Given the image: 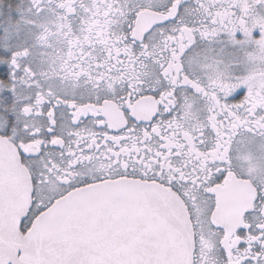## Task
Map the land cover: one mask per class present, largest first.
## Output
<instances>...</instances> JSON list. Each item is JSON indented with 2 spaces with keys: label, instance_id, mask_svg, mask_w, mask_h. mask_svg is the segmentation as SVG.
Returning a JSON list of instances; mask_svg holds the SVG:
<instances>
[{
  "label": "snow or ice",
  "instance_id": "6c2138e0",
  "mask_svg": "<svg viewBox=\"0 0 264 264\" xmlns=\"http://www.w3.org/2000/svg\"><path fill=\"white\" fill-rule=\"evenodd\" d=\"M0 264H264V0H0Z\"/></svg>",
  "mask_w": 264,
  "mask_h": 264
},
{
  "label": "flooded vegetation",
  "instance_id": "af4514ba",
  "mask_svg": "<svg viewBox=\"0 0 264 264\" xmlns=\"http://www.w3.org/2000/svg\"><path fill=\"white\" fill-rule=\"evenodd\" d=\"M5 5H7L8 3H12L15 4L16 0H4Z\"/></svg>",
  "mask_w": 264,
  "mask_h": 264
}]
</instances>
